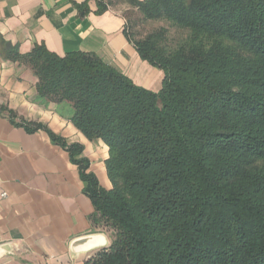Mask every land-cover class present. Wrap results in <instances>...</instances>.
I'll return each mask as SVG.
<instances>
[{
	"label": "trees",
	"instance_id": "trees-1",
	"mask_svg": "<svg viewBox=\"0 0 264 264\" xmlns=\"http://www.w3.org/2000/svg\"><path fill=\"white\" fill-rule=\"evenodd\" d=\"M121 2L126 38L162 71L156 92L94 53L40 43L21 54L0 36L3 58L37 78L36 101L65 105L108 147L105 189L80 144L18 123L45 130L78 167L89 219L109 239L84 264H264V0ZM146 21L162 24L141 35Z\"/></svg>",
	"mask_w": 264,
	"mask_h": 264
},
{
	"label": "crops",
	"instance_id": "crops-1",
	"mask_svg": "<svg viewBox=\"0 0 264 264\" xmlns=\"http://www.w3.org/2000/svg\"><path fill=\"white\" fill-rule=\"evenodd\" d=\"M86 3L81 15L75 4ZM96 0H0V36L21 54L35 44L58 55L91 52L141 87L158 91L163 74L141 59L124 34V18L108 8L97 14ZM37 78L0 53V264H84L99 247L73 252V240L106 233L92 225L85 183L68 152L43 129L28 132L23 120L45 125L82 146L88 171L109 189L108 147L74 127L65 105L36 101ZM4 193V195H2Z\"/></svg>",
	"mask_w": 264,
	"mask_h": 264
},
{
	"label": "water",
	"instance_id": "water-1",
	"mask_svg": "<svg viewBox=\"0 0 264 264\" xmlns=\"http://www.w3.org/2000/svg\"><path fill=\"white\" fill-rule=\"evenodd\" d=\"M102 237L103 235L101 234H92V235H86V236L79 237L71 242L70 249L73 252H76L79 250L91 249L93 247L101 248V247L107 246L106 243H99V240Z\"/></svg>",
	"mask_w": 264,
	"mask_h": 264
},
{
	"label": "rangeland",
	"instance_id": "rangeland-1",
	"mask_svg": "<svg viewBox=\"0 0 264 264\" xmlns=\"http://www.w3.org/2000/svg\"><path fill=\"white\" fill-rule=\"evenodd\" d=\"M107 1H109L110 8L119 10L123 15H126V13L128 12L126 6L121 2V0H107ZM161 24L162 22L160 21H146L138 26L137 32L141 35H144L145 33L151 31L152 29L159 27Z\"/></svg>",
	"mask_w": 264,
	"mask_h": 264
},
{
	"label": "built area",
	"instance_id": "built-area-1",
	"mask_svg": "<svg viewBox=\"0 0 264 264\" xmlns=\"http://www.w3.org/2000/svg\"><path fill=\"white\" fill-rule=\"evenodd\" d=\"M2 195H4V193Z\"/></svg>",
	"mask_w": 264,
	"mask_h": 264
}]
</instances>
